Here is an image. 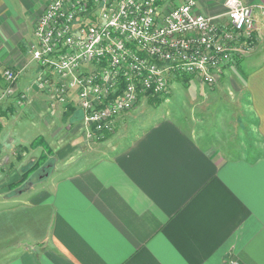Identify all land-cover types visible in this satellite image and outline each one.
<instances>
[{"label": "crops", "instance_id": "crops-1", "mask_svg": "<svg viewBox=\"0 0 264 264\" xmlns=\"http://www.w3.org/2000/svg\"><path fill=\"white\" fill-rule=\"evenodd\" d=\"M50 1L0 0V88L5 67L21 69L17 88L27 99L20 109L38 129L31 143L42 141L41 153L53 160L39 166L38 154L25 176V160L10 162L21 166L14 171L0 164L1 187L27 176L47 180L0 209V232L9 234L0 239V264H264V60L243 81L254 112L249 135L219 117L212 127L214 118L195 108L189 117L140 116L142 97L115 118L112 133L91 139L76 93L59 103L36 83L34 26ZM224 2L197 0V10L225 22ZM253 14L259 38L247 53L264 46V15ZM18 106L10 97L0 114ZM28 151L20 144L14 154ZM43 216L49 223L40 230ZM12 228L25 234L13 239Z\"/></svg>", "mask_w": 264, "mask_h": 264}, {"label": "built area", "instance_id": "built-area-1", "mask_svg": "<svg viewBox=\"0 0 264 264\" xmlns=\"http://www.w3.org/2000/svg\"><path fill=\"white\" fill-rule=\"evenodd\" d=\"M224 4L220 22L200 13L197 0H51L34 26L33 58L43 67L36 83L59 103L75 92L87 137L101 138L143 93H168L169 75L212 85L256 47L246 37L257 30L253 12L264 15V5ZM14 68L2 71L0 105L27 99L17 88L21 69Z\"/></svg>", "mask_w": 264, "mask_h": 264}, {"label": "rangeland", "instance_id": "rangeland-1", "mask_svg": "<svg viewBox=\"0 0 264 264\" xmlns=\"http://www.w3.org/2000/svg\"><path fill=\"white\" fill-rule=\"evenodd\" d=\"M243 57L244 58L238 62L236 66L227 68L222 73V77L220 76L221 78L212 85L200 81L196 76H190V78L185 81L180 76L169 75L168 93L156 95L143 93L147 96V98L145 95L141 96V98L143 97L141 99V103H144V105L141 106L143 112L140 116L144 113L145 116L151 119L158 114L162 113L165 115L171 112L181 117H189L190 114L195 113V108V110H197L195 113L196 115L199 114L207 119L214 118L213 123L209 122L212 127L220 125V122L216 120L219 117L220 119L225 120L224 122L222 121L223 125L227 123V121H229L228 126H231L233 123L236 134H239L240 131L244 129L246 135H249L251 132V124L254 121V112L249 106L250 89L249 87L246 88L245 85L243 86V81L245 80V76L250 74L249 72H251L256 65L261 64L264 60V46L260 44L255 51L249 52ZM39 66L41 69L43 68L40 64ZM14 69H18V67H15ZM49 95L54 101H57L52 93H49ZM151 99H153V101ZM20 106L23 105H19L11 113L0 114V164L10 167V169L13 167L14 171L16 168L13 164L11 165L10 162L20 164L22 160H25L26 164L23 168L25 171L31 167L33 164H31L32 160H34V158L36 160L37 157L35 156L38 154L40 158L39 166L44 163H53L52 159L46 161L49 153H41L42 150H40L39 147L42 146V141L31 143V140L36 141L33 138L37 136L38 129L33 125L32 119L29 116H25L23 110L20 109ZM233 118L235 119L234 122H232ZM240 122H242V125ZM130 129L131 126L127 128V131ZM106 133L110 132L105 131L101 135ZM124 134L125 132L122 136ZM118 141L119 140L116 142ZM20 144L28 146L30 151H28L26 155L14 154V149ZM44 148L45 151H48L45 146ZM16 150L19 151V149ZM20 151L23 152V147ZM7 157L10 158L11 161L5 163ZM20 167L17 165V169H20ZM42 167L43 166L39 168V175H44V173H42ZM50 169H52V166ZM47 170L49 171V168ZM52 172L55 175L58 174V171H55L54 168L52 169ZM6 175V170L3 168L0 171V176L3 177ZM25 179L21 185L11 184L7 187V185L4 184L7 189L3 188L4 186H0V209H6L14 204H17L21 198L26 197L27 192L37 190L36 188L38 186L42 187L43 184L47 182V180H44V177L40 176L38 181L32 179V182L29 176ZM29 182H31L32 185L28 188V190L20 192L28 185ZM8 193L11 194L7 195ZM14 199H18L19 201L15 202ZM1 212L0 214H2ZM48 223L49 221H46L45 216L39 217L40 230L44 228L46 224L48 225ZM24 234L25 232L22 231L21 233L18 229L12 228L11 235L13 239L21 238ZM5 236H9L7 230L1 231L0 239H4Z\"/></svg>", "mask_w": 264, "mask_h": 264}, {"label": "trees", "instance_id": "trees-1", "mask_svg": "<svg viewBox=\"0 0 264 264\" xmlns=\"http://www.w3.org/2000/svg\"><path fill=\"white\" fill-rule=\"evenodd\" d=\"M257 31L256 30H252L251 32H250V34L249 35H247V37H246V35H243V37L245 36L246 37V39H247V41H248V43L249 44H253V45H255L256 43H257V41H258V38H259V34L258 33H256ZM241 57H243V56H241ZM239 62V60H236L234 63L235 64H237ZM233 63V64H234ZM231 65V64H230ZM177 76H180L183 80H188V78H190V76H193V75H191V74H187V73H183V74H177ZM152 101H153V99H151ZM39 162H40V158H39ZM37 165H38V161H36L35 163H33V165L29 168V169H27V170H25L24 171V173H23V175L25 176V175H28V174H30V172L35 168V167H37Z\"/></svg>", "mask_w": 264, "mask_h": 264}, {"label": "water", "instance_id": "water-1", "mask_svg": "<svg viewBox=\"0 0 264 264\" xmlns=\"http://www.w3.org/2000/svg\"><path fill=\"white\" fill-rule=\"evenodd\" d=\"M32 185V183L31 182H29L28 183V185L23 189V190H26V189H28L30 186Z\"/></svg>", "mask_w": 264, "mask_h": 264}]
</instances>
